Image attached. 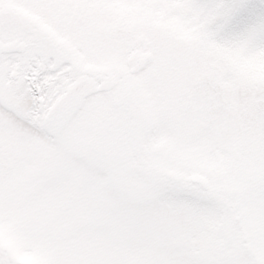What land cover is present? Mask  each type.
Here are the masks:
<instances>
[{
  "label": "snow or ice",
  "instance_id": "6c2138e0",
  "mask_svg": "<svg viewBox=\"0 0 264 264\" xmlns=\"http://www.w3.org/2000/svg\"><path fill=\"white\" fill-rule=\"evenodd\" d=\"M0 264H264V0H0Z\"/></svg>",
  "mask_w": 264,
  "mask_h": 264
}]
</instances>
